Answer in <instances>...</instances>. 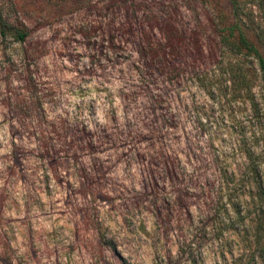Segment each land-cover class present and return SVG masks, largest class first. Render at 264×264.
Listing matches in <instances>:
<instances>
[{"label":"rangeland","instance_id":"rangeland-1","mask_svg":"<svg viewBox=\"0 0 264 264\" xmlns=\"http://www.w3.org/2000/svg\"><path fill=\"white\" fill-rule=\"evenodd\" d=\"M0 11L32 31L0 38V264H244L229 200L246 189L217 165L243 162V136L264 149V125L247 123L218 31L236 15L264 57V0Z\"/></svg>","mask_w":264,"mask_h":264},{"label":"trees","instance_id":"trees-1","mask_svg":"<svg viewBox=\"0 0 264 264\" xmlns=\"http://www.w3.org/2000/svg\"><path fill=\"white\" fill-rule=\"evenodd\" d=\"M206 1L201 0L202 3ZM231 21L226 22L223 16L218 37L229 54L236 58L235 64L229 68L233 92L248 104L251 115L247 123H251L252 127L261 126L264 125V57L248 40L240 28L239 20H236V15ZM31 33L28 27L9 22L0 11V38L3 41L12 40L23 44ZM253 64L260 74V81L263 83L261 85H254L257 79L250 70ZM254 136L251 139L241 137L240 144L232 148V152L241 153L243 162L240 165L236 164L235 168H231L232 165L226 162L217 165L224 180L232 183L237 178L233 192L241 190L239 182L246 189V196L240 198L239 195L236 196L237 200H229L236 217L235 223L230 225L231 229L247 246L243 250L244 264H264V149L259 146Z\"/></svg>","mask_w":264,"mask_h":264}]
</instances>
